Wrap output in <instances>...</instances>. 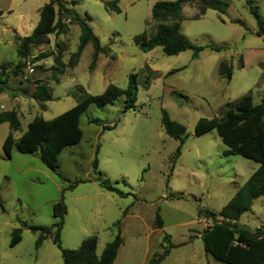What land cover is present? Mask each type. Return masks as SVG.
Segmentation results:
<instances>
[{
  "label": "rangeland",
  "instance_id": "374dc122",
  "mask_svg": "<svg viewBox=\"0 0 264 264\" xmlns=\"http://www.w3.org/2000/svg\"><path fill=\"white\" fill-rule=\"evenodd\" d=\"M50 1L0 0V69L12 85L0 94V264H63L51 235L37 248L41 232L29 228L55 223L53 204L62 197L68 208L61 232L64 249H76L84 238L96 236L100 256L118 233L120 220L123 243L113 264H149L169 242L178 246L161 264H226L204 250L201 235L213 221L200 216L199 209L219 212L259 164L225 155L227 146L216 129L198 136L195 126L201 117L231 123L228 109L220 112L225 104L246 93L253 94L254 104L264 96V35H258V19L246 0H226L225 13L210 8L201 14L199 1L183 6L181 32L205 46L196 59L192 50L168 55L157 46L144 52L134 41L137 34L151 36L157 30L153 5L173 0H119L121 12L107 8L109 0H59L50 26L61 18L64 30L31 45L22 56L23 37L31 34ZM253 2L264 22V0ZM75 14L90 16L86 20L106 50L93 70L92 43L75 62L81 34ZM42 54L46 57L39 59ZM223 60L233 66L231 81L220 74ZM132 73L138 82L135 107L123 112L124 95L104 107L90 105L80 119L81 141L60 153L57 170L47 167L38 152L22 154L14 147L6 157L3 144L10 131L18 141L35 116L53 119L87 94H102L109 84L126 89ZM39 84L48 86L51 100L32 96ZM163 109L186 128L179 157L180 141L165 131ZM6 111L17 114L18 129L4 120ZM96 158L98 169L124 196L94 180ZM158 210L162 228L154 224ZM238 223L252 230L264 227V196ZM19 227L22 240L11 247L12 232Z\"/></svg>",
  "mask_w": 264,
  "mask_h": 264
},
{
  "label": "trees",
  "instance_id": "16d2710c",
  "mask_svg": "<svg viewBox=\"0 0 264 264\" xmlns=\"http://www.w3.org/2000/svg\"><path fill=\"white\" fill-rule=\"evenodd\" d=\"M193 1L200 2L201 14L210 8L225 13L228 5L226 0L158 1L152 7V19L158 22L157 30L151 36L146 32L135 35L134 41L138 47L144 52H149L155 47L161 46L168 55H178L184 51L192 50V58H198L205 46L194 44L181 32L183 6ZM56 2L59 0H51L41 9L37 25L31 34L23 37L20 44L22 56L29 54L31 45H40L49 34L56 31L59 34L61 30H64L65 26L61 18L54 26H50L55 15L54 3ZM118 2L119 0H109L105 2V5L111 10L121 12ZM246 2L251 13L258 19V33L264 35V22L261 20L258 7L254 5L253 0H246ZM59 11L62 13L61 9ZM86 19H90V16L81 18L78 14L74 15V20L81 29L80 41L74 58L77 65L87 44L92 43L94 52L90 68L93 70L97 66L100 53L106 52V50L102 47L100 39L95 35ZM224 48V46H211V49L216 51H222ZM43 57L46 55L42 54L39 59ZM56 62L61 63L62 61L56 58ZM241 66H244V63ZM220 74L231 81L233 77L232 64H228L226 60L221 61ZM11 89L12 85L6 77L2 76L0 69V94ZM25 93L28 94L29 90L25 89ZM121 95L125 96L123 112L135 107L138 98L136 73L129 75V83L126 89L109 84L102 94H87L81 102L53 119L35 116L29 123L28 130L18 141L15 140L12 131H10L3 144L6 157H11L14 147L22 154H37L38 152L42 162L47 167L57 170L60 153L66 147L79 143L83 137V130L80 126L83 113L92 104L104 107L113 103ZM32 96L40 101H49L52 99V92L47 85L39 84ZM226 109L233 117L231 123H224L216 116L212 118L201 117L196 123L195 134L200 136L216 129L222 142L227 146L225 155H241L254 160L259 164V167L219 212L209 208L199 209L200 216L213 221V224L208 226L201 235L204 250L217 261L226 264H264V227L252 230L238 223L241 216L251 210L254 201L264 196V96L259 103L254 104L253 94L246 93L236 101L225 104L220 112H224ZM2 115L4 120L9 122L11 129L20 127V120L14 111H6ZM162 123L167 134L180 141L176 151V157H179L182 145L187 138L186 128L183 124L171 119L165 109L162 110ZM107 128H111V126L104 127V129ZM98 164V159H94V180L105 190L124 196L125 193L98 169ZM58 174L63 177L62 174ZM67 212L68 208L62 197L53 204V216L57 219L55 223L51 226L29 227L33 231L41 232L36 241V247H40L43 240L51 235L53 242L61 249L63 264H113L123 243L120 220L115 223V226L118 227V233L105 245L102 254L99 256L97 254L98 240L96 236L84 238L81 245L76 249L62 248L61 232ZM154 224L157 228H162L164 225L159 210ZM169 237L168 234L165 236V238ZM21 240L22 228L19 227L12 232L10 246H15ZM177 246L169 242L163 253L151 259L149 264H161L170 254V250Z\"/></svg>",
  "mask_w": 264,
  "mask_h": 264
},
{
  "label": "crops",
  "instance_id": "0c3cea01",
  "mask_svg": "<svg viewBox=\"0 0 264 264\" xmlns=\"http://www.w3.org/2000/svg\"><path fill=\"white\" fill-rule=\"evenodd\" d=\"M185 5V4H184ZM37 25V24H36ZM33 31V30H32ZM88 45V44H87ZM100 55H101V53H100ZM100 55H99V57H100ZM99 60V59H98Z\"/></svg>",
  "mask_w": 264,
  "mask_h": 264
},
{
  "label": "built area",
  "instance_id": "2783aa9c",
  "mask_svg": "<svg viewBox=\"0 0 264 264\" xmlns=\"http://www.w3.org/2000/svg\"><path fill=\"white\" fill-rule=\"evenodd\" d=\"M67 21H70V19H68Z\"/></svg>",
  "mask_w": 264,
  "mask_h": 264
},
{
  "label": "water",
  "instance_id": "95a60500",
  "mask_svg": "<svg viewBox=\"0 0 264 264\" xmlns=\"http://www.w3.org/2000/svg\"><path fill=\"white\" fill-rule=\"evenodd\" d=\"M258 35H260V34L258 33Z\"/></svg>",
  "mask_w": 264,
  "mask_h": 264
}]
</instances>
